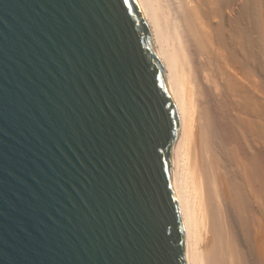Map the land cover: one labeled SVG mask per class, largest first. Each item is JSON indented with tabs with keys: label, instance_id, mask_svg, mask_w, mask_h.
I'll use <instances>...</instances> for the list:
<instances>
[{
	"label": "water",
	"instance_id": "obj_1",
	"mask_svg": "<svg viewBox=\"0 0 264 264\" xmlns=\"http://www.w3.org/2000/svg\"><path fill=\"white\" fill-rule=\"evenodd\" d=\"M176 134L135 0H0V264H184Z\"/></svg>",
	"mask_w": 264,
	"mask_h": 264
},
{
	"label": "bare ground",
	"instance_id": "obj_2",
	"mask_svg": "<svg viewBox=\"0 0 264 264\" xmlns=\"http://www.w3.org/2000/svg\"><path fill=\"white\" fill-rule=\"evenodd\" d=\"M135 1L176 115L184 264H264V3Z\"/></svg>",
	"mask_w": 264,
	"mask_h": 264
},
{
	"label": "rangeland",
	"instance_id": "obj_3",
	"mask_svg": "<svg viewBox=\"0 0 264 264\" xmlns=\"http://www.w3.org/2000/svg\"><path fill=\"white\" fill-rule=\"evenodd\" d=\"M257 0H252V3H251V6H252V8H251V18H252V21H255V20H258V18H259V12L258 11H256L257 9H256V7H257V2L259 1L260 3H264V0H258L257 2H256ZM262 1V2H261ZM255 2H256V4H255ZM255 4V5H254ZM264 15V14H263ZM256 18V19H255ZM264 19V18H263Z\"/></svg>",
	"mask_w": 264,
	"mask_h": 264
}]
</instances>
